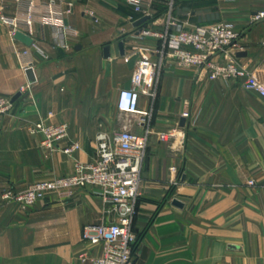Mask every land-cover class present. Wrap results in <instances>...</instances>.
<instances>
[{
	"label": "crops",
	"instance_id": "obj_1",
	"mask_svg": "<svg viewBox=\"0 0 264 264\" xmlns=\"http://www.w3.org/2000/svg\"><path fill=\"white\" fill-rule=\"evenodd\" d=\"M26 3L0 0V96L13 100L20 93L12 110L0 114V264H91L83 254L99 255L102 247L83 240V228L114 217L93 187L27 208L1 194L73 172L75 158H95L99 131L121 129L117 97L135 68V58L123 56L157 44L137 31L157 27L169 0H151V17L140 26L129 19L140 14L127 0H80L66 16L77 35L36 22L31 45L16 39L6 20ZM259 11L264 0H175L174 6L191 24L232 20L240 32L239 61L264 83V18L252 20ZM18 50H30L34 82ZM41 118L67 123L69 137L61 145L77 141L81 149L74 156L49 152L42 135L30 131ZM178 124L185 127L182 144L181 137L159 139L157 133ZM152 126L134 222L141 255L134 264H264V96L234 79L199 75L168 56Z\"/></svg>",
	"mask_w": 264,
	"mask_h": 264
},
{
	"label": "built area",
	"instance_id": "obj_2",
	"mask_svg": "<svg viewBox=\"0 0 264 264\" xmlns=\"http://www.w3.org/2000/svg\"><path fill=\"white\" fill-rule=\"evenodd\" d=\"M80 0H27L18 16L7 19L13 35L22 31L32 35L34 25H51L61 31L62 36L77 35L78 30L67 24L66 16L73 12ZM134 6L139 16L130 15L137 21L143 16H150L151 0H127ZM175 0H169L162 21L157 27L141 26L140 37H153L155 46L134 48L125 54L124 60L135 58V68L130 84L120 89L117 108L122 114L137 117L141 130L134 128L132 121H125L121 129L111 133L101 130L97 134L96 156L84 162L75 158L74 170L52 180H42L28 186L25 190L6 188L1 197L4 201L17 203L23 208L35 205L51 195L68 198L76 191L93 187L94 193L113 206L114 217L108 223L86 224L82 238L92 245H100L99 255L84 253L83 259L91 264H134L141 255L140 236L134 228L138 213L140 184L147 157L150 135L153 134V112L158 97L159 85L168 56L185 67H194L209 79L222 78L237 80L244 88L257 91L264 96V83L244 66L237 57L240 32L232 20H220L208 24H191L174 13ZM264 18V11L253 16V21ZM61 45L67 47L65 43ZM22 68L34 69V60L30 50H18ZM31 87L28 83L26 89ZM25 89V88H22ZM147 100V107H141V100ZM14 101L11 97L0 96V114L12 110ZM52 115V112L49 113ZM182 116H191L190 109ZM184 128L181 125L157 133L165 142L183 143ZM32 133L41 134V145L49 152L61 151L74 156L81 149L77 141L66 146L61 143L69 137L67 123H47L43 118L30 125ZM173 170L176 167H172ZM248 184L254 185L251 179Z\"/></svg>",
	"mask_w": 264,
	"mask_h": 264
},
{
	"label": "water",
	"instance_id": "obj_3",
	"mask_svg": "<svg viewBox=\"0 0 264 264\" xmlns=\"http://www.w3.org/2000/svg\"><path fill=\"white\" fill-rule=\"evenodd\" d=\"M150 19V16H143L141 17L140 19H138L136 22H135V26H140L142 25L144 22H146L147 20ZM141 31V27L139 28V30L137 31V34H139ZM15 38L24 42L25 44L27 45H31L32 42H33V39L32 37H30L28 34L22 32V31H17L16 34H15ZM122 46V45H121ZM122 52L124 51L123 47H122ZM238 56H241L243 55L242 53H239L237 54ZM105 56L106 57H109L110 56V48L109 46L105 47ZM27 75H28V78H29V81L30 82H34L36 80V77H35V74H34V71L32 68H29L27 70ZM20 96V93L17 94L14 98H13V101L16 100L18 97ZM185 123V118H182L181 119V125H184ZM174 203L177 204V205H182L180 201L178 200H174Z\"/></svg>",
	"mask_w": 264,
	"mask_h": 264
},
{
	"label": "rangeland",
	"instance_id": "obj_4",
	"mask_svg": "<svg viewBox=\"0 0 264 264\" xmlns=\"http://www.w3.org/2000/svg\"><path fill=\"white\" fill-rule=\"evenodd\" d=\"M119 120H125V121H136L137 117L136 116H132L129 114H120L119 115Z\"/></svg>",
	"mask_w": 264,
	"mask_h": 264
}]
</instances>
